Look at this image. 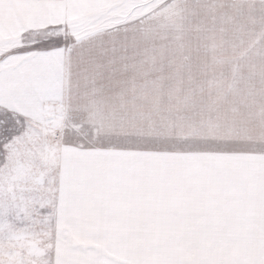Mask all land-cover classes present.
<instances>
[{"label": "snow or ice", "instance_id": "snow-or-ice-1", "mask_svg": "<svg viewBox=\"0 0 264 264\" xmlns=\"http://www.w3.org/2000/svg\"><path fill=\"white\" fill-rule=\"evenodd\" d=\"M0 264H264V0H0Z\"/></svg>", "mask_w": 264, "mask_h": 264}]
</instances>
